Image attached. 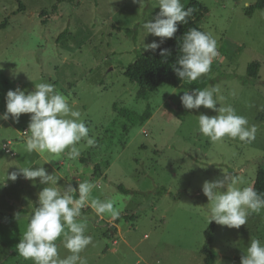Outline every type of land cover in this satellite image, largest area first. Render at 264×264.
Listing matches in <instances>:
<instances>
[{
  "label": "rangeland",
  "instance_id": "obj_1",
  "mask_svg": "<svg viewBox=\"0 0 264 264\" xmlns=\"http://www.w3.org/2000/svg\"><path fill=\"white\" fill-rule=\"evenodd\" d=\"M18 1L23 13H17ZM191 1L204 9L199 27L218 43L219 55L200 79L209 80L205 88L219 86L221 106L230 104L257 126L251 143L227 137L214 143L200 134L198 115L217 113L203 106L185 109L180 96L191 92L185 83L160 86L147 100L137 97L138 87L124 70L146 52L141 25L159 12L156 0H0V114L8 90L50 83L81 111L97 141L78 160L29 154L23 137L30 135L31 114H21L18 123L0 120V176L7 167L6 174L16 166L39 167L33 163L47 157L53 161L43 167L62 176L61 188L89 181L96 185L94 197L111 199L120 211L117 220L82 209L93 238L80 254L88 264H203L211 223L203 182L226 175L253 187L257 170L264 169V10L250 11L256 0H181L185 8ZM158 39L148 34L144 43ZM250 65L256 67L251 79ZM114 104L138 115L148 106L151 118L131 127L113 112ZM95 165L99 176L92 174ZM44 186L20 175L0 187V264H33L18 255L16 245ZM214 224V264H240L251 239L264 242V211L238 229ZM55 243L61 258L70 254L62 237Z\"/></svg>",
  "mask_w": 264,
  "mask_h": 264
},
{
  "label": "clouds",
  "instance_id": "obj_2",
  "mask_svg": "<svg viewBox=\"0 0 264 264\" xmlns=\"http://www.w3.org/2000/svg\"><path fill=\"white\" fill-rule=\"evenodd\" d=\"M142 4L143 0H133ZM159 12L153 21H144L141 25L143 36L141 47L145 51L155 52L166 38H173L177 25L186 24L193 13L192 8H185L181 0H156ZM247 7V5H245ZM151 34L161 38L159 42L144 43V37ZM181 55L172 65L176 76L191 84L211 71L215 58L218 57L217 39L208 32L190 28L184 33L180 44ZM162 57H168V49H160ZM224 100L219 86H209L203 90H185L180 101L185 109H206L217 113L215 116L198 115V132L212 142H221L225 137L251 143L256 138L258 128L249 124L245 116L238 115L230 104L221 106ZM6 110L0 114V120L10 118L19 122L21 114H31L27 132L30 135L23 141L25 151L29 154L48 153L52 156L65 154L68 159L78 160L83 149L95 147L96 139L89 135L90 129L68 98L57 91L50 83L41 82L34 85L32 91L17 87L8 90L5 96ZM219 104V107H216ZM83 141V143H81ZM53 161L47 157L43 163L32 168L16 166L17 171L0 176V187L6 180L15 181L22 175L24 179L45 185L38 193L37 206L32 207L25 218L27 227L23 237L16 245L19 256L32 260L33 264H88L80 254L93 242L86 234L88 218L82 214L86 206L97 216L108 215L112 220L120 217V211L111 199H100L92 195L95 184L84 181L76 187L69 184L66 188L58 185L62 177L57 172L49 173L44 163ZM239 178L224 176L222 179L204 181L201 191L207 197V224L215 222L228 228H239L247 224L249 216L264 211V194L251 186H242ZM62 237L63 247L70 253L61 258L55 243ZM240 264H264V242L251 239Z\"/></svg>",
  "mask_w": 264,
  "mask_h": 264
},
{
  "label": "trees",
  "instance_id": "obj_3",
  "mask_svg": "<svg viewBox=\"0 0 264 264\" xmlns=\"http://www.w3.org/2000/svg\"><path fill=\"white\" fill-rule=\"evenodd\" d=\"M189 7L194 10L192 15L187 18L188 22L186 24L178 23V30L174 34L173 38L164 39V42L160 44V48H158L155 52L149 50L145 53L137 55L133 63L127 66L124 70V77L136 84V86L138 87L137 97L139 99L147 100L148 93L155 92L160 86L177 88L182 83H185L176 76L172 65L176 63V60L181 55L180 44L182 42L184 33L187 32L190 28H196L203 31L199 27L198 23L200 21V18L204 14V9L195 1H191L187 8ZM255 10H264V0H256L255 5L253 7H250L251 12H254ZM23 12L24 6L18 1L17 13ZM45 13L46 12H41L39 14V17L41 18L45 15ZM0 26V29H2L4 23H2ZM66 33L67 31H64L57 38V43L63 39ZM160 39L161 38H159L156 42H159ZM160 49H168L170 55L166 58L162 57L160 55ZM247 73L249 79H251L256 73V67L250 65L248 67ZM208 82L209 80L207 79H198L197 81H194L193 83L187 85L191 91L194 89L203 90L207 86ZM112 110L120 118L124 119L131 127L143 125L151 118V111L148 106L146 110L140 115L124 108H117L115 104L112 106ZM126 130L127 129L124 128V131ZM92 174L93 176H99L100 171L97 165L93 167ZM253 188L259 193L264 194V169L259 168L257 170ZM118 190L122 193H127V191L122 187H118ZM9 219L13 220V217H10ZM214 232L215 224L214 222H211L204 232V245L201 248L203 264H214V260L216 257V252L212 248Z\"/></svg>",
  "mask_w": 264,
  "mask_h": 264
}]
</instances>
